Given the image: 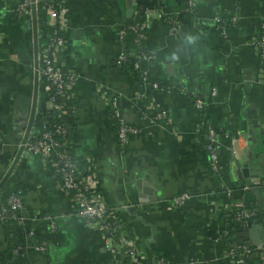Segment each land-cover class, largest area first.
Returning <instances> with one entry per match:
<instances>
[{"label": "crops", "instance_id": "0c3cea01", "mask_svg": "<svg viewBox=\"0 0 264 264\" xmlns=\"http://www.w3.org/2000/svg\"><path fill=\"white\" fill-rule=\"evenodd\" d=\"M21 1L0 0V184L22 141L38 131L48 96L35 74L46 18L12 15ZM153 2L142 18L141 0H65V64L77 77L63 120L73 156L124 220L140 247L137 264H235L214 237L240 203L259 212L248 264H264V79L253 43L264 0ZM165 13L179 16L182 28L173 30ZM134 23L142 24L143 46L154 55L150 76L164 85L156 92L130 60L118 64L120 54H137L134 36L118 35ZM109 99L139 129L124 147ZM156 109L172 123L157 119ZM209 126L217 132L218 169L206 144ZM9 180L22 200L23 224L0 220V264H117L50 160L26 147ZM183 193L190 195L185 204L169 205ZM41 243L47 250L36 249Z\"/></svg>", "mask_w": 264, "mask_h": 264}, {"label": "built area", "instance_id": "2783aa9c", "mask_svg": "<svg viewBox=\"0 0 264 264\" xmlns=\"http://www.w3.org/2000/svg\"><path fill=\"white\" fill-rule=\"evenodd\" d=\"M154 0H141L145 11L154 8ZM190 7L195 5L194 0H188ZM12 15L32 17L42 14L46 18V31L44 33L45 41L38 47L37 65L35 74L37 82L47 90L46 110L39 118V129L32 134L26 143V147L34 153H37L51 161L55 173L60 178L61 187L66 194L71 196L77 203L78 214L85 220L86 225L93 227L104 236L110 244V250L115 254L117 264H137L140 255V247L131 242L125 233L126 224L119 217V212L112 210L101 195L96 180L92 175H85L79 168L77 160L73 156L72 142L68 126L63 120V114L67 104L71 99V87L76 81V73L69 69L65 64L66 56V30L68 19L65 13V0H22L11 12ZM162 19L171 25L173 30L182 28V22L179 16L163 14ZM231 24L236 23V17L232 16ZM142 28V26H141ZM119 30L120 39L125 40L129 35H133L136 42L137 54L130 56L122 53L119 55V65L129 60L138 70L141 80L153 92L164 87L159 82L152 80L150 76V64L154 60V55L146 52L142 40L145 33L140 32L138 23ZM224 31V30H223ZM254 47L258 54L259 66L264 79V14L259 23L256 36L254 38ZM108 105L111 107L113 118L119 121L118 138L124 147L128 144L132 135L139 129L128 124L121 118V112L117 103L109 99ZM197 107H201V102L196 101ZM157 119L172 123L166 115L154 111ZM207 142L210 151V162L214 169H218L219 157L215 148L217 132L212 127H208ZM190 198L188 193L177 195L169 200L170 206L179 207L186 203ZM22 200L16 193H12L6 206L2 208L0 220L5 221L12 213L18 219L19 226H22ZM259 212L254 207L240 203L233 212V220L227 228L219 230L214 241H223L222 245L226 247V255L230 256L235 264H248L255 253L254 239L249 235ZM55 230V226H52ZM239 234L238 237L232 236L231 231ZM248 231V232H247ZM33 236V233H29ZM228 241V243L225 242ZM220 241V242H221ZM37 250L45 251L47 246L39 244ZM20 246L13 250L18 254ZM159 264H166L161 259ZM189 264H197L192 261Z\"/></svg>", "mask_w": 264, "mask_h": 264}, {"label": "trees", "instance_id": "16d2710c", "mask_svg": "<svg viewBox=\"0 0 264 264\" xmlns=\"http://www.w3.org/2000/svg\"><path fill=\"white\" fill-rule=\"evenodd\" d=\"M141 14H140V17H144V15H145V13H146V11H145V7H144V4H142L141 5ZM138 25H139V28H140V32H144L143 31V28H141V26H142V24H140V23H138ZM169 26H171L170 24H169ZM130 31H132L131 29H129ZM142 43H143V40H142ZM145 51L146 52H149V51H147L146 49H145ZM206 144L208 145L209 143L208 142H206ZM59 180H60V178H59ZM16 185H12L11 184V182H10V180L3 186V188L0 190V194H1V200H0V213H1V211H2V208L4 207V206H6V202H7V200H8V198H9V196L12 194V193H16V194H18L17 193V189H16V187H15ZM19 195V194H18ZM231 216V220H233V213L230 215ZM5 220V222H8V225H9V227L10 228H14L15 227V225L18 223V219L17 218H15V216H13L12 215V213H11V215L9 216V217H7L6 219H4ZM233 231V230H232Z\"/></svg>", "mask_w": 264, "mask_h": 264}, {"label": "water", "instance_id": "95a60500", "mask_svg": "<svg viewBox=\"0 0 264 264\" xmlns=\"http://www.w3.org/2000/svg\"><path fill=\"white\" fill-rule=\"evenodd\" d=\"M129 5V7H130V5L131 4H128ZM36 17V16H35ZM35 36H36V33H35ZM36 51H37V40H36ZM34 116H35V109L33 110V112H32V114H31V118H30V121H29V127H28V130H30L31 129V127H32V124H33V120H34ZM28 133H30L29 131H28ZM27 138H25L23 141H22V144H21V147L19 148V150H18V152H17V154H16V157H15V159H14V161H13V163H12V165H11V167H10V169L8 170V172L6 173V175H5V177L3 178V180H2V182H1V184H0V189L3 187V185L10 179V177H11V174L13 173V171H14V169H15V167H16V165H17V163L19 162V160H20V157L22 156V153H23V151L26 149V143H27ZM244 168H248V165H245L244 166ZM246 169H245V173H246ZM259 172L258 173H260V174H262L263 172L262 171H260V170H258Z\"/></svg>", "mask_w": 264, "mask_h": 264}]
</instances>
